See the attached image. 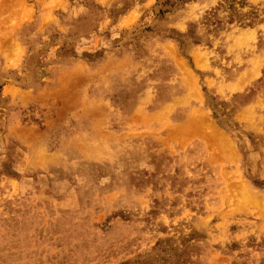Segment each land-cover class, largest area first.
Listing matches in <instances>:
<instances>
[{"label":"rangeland","instance_id":"1","mask_svg":"<svg viewBox=\"0 0 264 264\" xmlns=\"http://www.w3.org/2000/svg\"><path fill=\"white\" fill-rule=\"evenodd\" d=\"M0 264H264V0H0Z\"/></svg>","mask_w":264,"mask_h":264},{"label":"bare ground","instance_id":"2","mask_svg":"<svg viewBox=\"0 0 264 264\" xmlns=\"http://www.w3.org/2000/svg\"><path fill=\"white\" fill-rule=\"evenodd\" d=\"M193 120V119H192ZM195 120V119H194ZM195 121H199L198 119L197 120H195ZM193 122V121H192ZM199 124H200V122H198ZM198 123H197V125H198ZM202 125V124H201ZM195 129H196V127H195ZM247 189V188H246ZM244 191V190H243Z\"/></svg>","mask_w":264,"mask_h":264}]
</instances>
